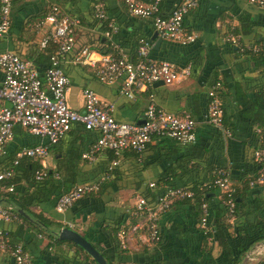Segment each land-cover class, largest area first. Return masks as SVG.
Returning a JSON list of instances; mask_svg holds the SVG:
<instances>
[{
    "label": "crops",
    "instance_id": "obj_1",
    "mask_svg": "<svg viewBox=\"0 0 264 264\" xmlns=\"http://www.w3.org/2000/svg\"><path fill=\"white\" fill-rule=\"evenodd\" d=\"M183 1L163 0L162 8L165 9V14L174 10ZM123 2L124 0L106 2L111 25L115 29V32L111 30L112 33L107 37L106 33L99 31L100 29L93 24L91 12L93 0H12L10 28L6 35L0 37V54L15 53L21 59L30 62L39 71L44 82L46 50L53 49L54 46L50 44L43 51L41 42L50 32V26L48 24L39 26L37 22L42 15L48 13L51 6L57 4L80 21L74 28L75 51L90 44H103L99 38L108 41L113 47L119 33L126 43V51H122L125 54H133L135 51L131 49L133 37L152 36L155 30L153 31L149 20L136 18L133 20ZM183 28L186 34L195 36L192 43L182 45L177 42H162L158 51H154L156 41H152L151 38V43L149 42L152 45L151 59L164 60L180 68L189 64L194 66L190 77L183 83L155 88L156 104L164 111L175 115L190 112L196 124L194 130L196 143L210 148L203 165L199 166V172L207 173L216 167L225 168L231 174V183L237 184L250 170L248 164L252 161L251 150L260 145L258 133L260 130L250 112L258 105L264 109V58L243 55L236 47L231 46L228 37L237 36L242 43L250 46L259 45L256 43L264 45V9L250 4L249 0H200L186 15ZM69 60H64L62 64L70 78V87L66 95V104L70 110L83 112V90L88 88L98 95L102 103L114 106L113 117L117 121L136 124L143 122L145 99L139 97L134 101L120 96L119 82L109 85L100 83L92 75V68L78 67ZM1 80L0 72V82ZM216 81L222 89L225 122L232 130L230 138L222 136V146L215 137L216 129L208 122V93L214 88L212 86ZM1 105L7 106L6 103ZM96 137H98L96 132L85 130L81 124H74L64 140L50 149L45 162L43 164L39 162L43 168L55 170L58 160L67 152L72 148L90 146ZM45 143V139L30 135L17 127L6 151L8 154L18 153L24 148ZM151 155L152 153H148V156ZM101 158L92 162L91 166L81 161L79 166L83 180L90 182L100 174L102 168L99 167L103 166L105 161ZM121 169L128 177L117 181L113 185V190L108 188L99 201L73 206L63 214L55 212L48 205L40 206L33 211L43 212L45 216L55 219L61 227L73 225L72 231L90 242L112 264H203L204 261L215 260L219 256V248L212 245L211 252L203 260L186 257L185 252L191 256L197 249L194 246L196 237L191 232L180 235L174 231L171 240L154 247L147 243L144 234L131 228L128 230V244L123 249L126 250L125 254H121L122 249H117L115 237L109 233V225L115 223L122 213L128 214L133 209L138 198L136 188L140 187L141 182L146 184L155 182L161 175V168L154 162L147 169L138 172L130 160H126ZM189 177H185L183 183L189 181ZM193 179L194 176H191L190 181ZM255 186L251 197L264 195L263 188ZM175 217H177L174 218L175 221L184 225L189 220V213L182 211ZM130 220L126 221V227L131 225ZM176 226H173V230ZM5 229L10 231L11 242L24 247L32 264H94L85 260L74 244L67 241L52 243L34 230H29L20 221L10 223L0 221V230L7 231ZM144 245H148L146 251L142 250ZM6 260L7 257L0 253V263Z\"/></svg>",
    "mask_w": 264,
    "mask_h": 264
},
{
    "label": "built area",
    "instance_id": "obj_2",
    "mask_svg": "<svg viewBox=\"0 0 264 264\" xmlns=\"http://www.w3.org/2000/svg\"><path fill=\"white\" fill-rule=\"evenodd\" d=\"M161 0H150L144 4L138 0H126L125 6L130 16L143 19H152L157 37L162 41L177 42L182 45L192 43L195 36L186 34L183 28L185 16L194 9L200 0H184L165 19L160 16L159 4ZM107 0H96L93 6L94 17L105 21ZM250 4L264 9V0H249ZM12 0H0V37L6 35L10 28ZM48 24L50 32L41 42L42 48L49 43H58L56 55L51 57V65L44 71V82L41 74L34 66L11 52L0 54V157H2L8 144L13 140L14 130L19 127L30 135L45 139V144H38L22 149L16 154L13 165L18 160L28 158L40 161L42 164L49 156L50 149L60 142L71 130L74 124H81L85 130L96 132L98 138L89 150L82 155L84 160L93 162L94 154L102 150H112L120 153L124 150L141 152L144 147L156 138L175 140L182 146H188L195 141V121L188 112L180 115L168 113L161 109L150 94L146 99L143 112V122L124 123L113 117L114 106L102 103L98 95L91 89L83 90V112L70 110L66 104V95L70 87V80L65 75L62 67V57L70 53L75 44L74 28L77 21L68 17L59 6L49 8L44 20L39 26ZM112 32L115 29L109 25ZM110 30V33H112ZM107 32L106 36L109 37ZM228 41L240 52H262L259 46L245 45L239 37L230 36ZM113 52L101 54L88 48H83L73 58L72 63L97 70L98 79L104 84L120 83L119 95L129 100L135 98L136 92H144L148 86L162 82L164 86H174L183 83L191 75V65L177 67L172 63L150 58L152 45L140 40L136 51L137 61L132 60L118 47L113 46ZM216 85L208 93V122L214 128L223 132L226 137L230 133L223 129L221 101L217 97ZM260 134V131H258ZM255 161L260 164L259 176L255 181L264 190V142L254 152ZM13 175L12 169L0 173V190L2 183ZM45 171L35 173L36 180H42ZM221 194H229L230 182L227 173L219 170L214 182ZM150 187H153L151 184ZM98 183L87 182L74 187L70 192L61 196L56 203L55 211L65 213L71 205L87 193L96 192ZM7 191L12 192L13 187ZM192 194L180 189H170L158 198L156 207L150 208L144 199L137 198L132 210L129 211L130 219L138 220L134 225L122 227L118 234V242L122 249L128 244V233L131 228L135 232L144 231L147 243L155 244L159 240V218L166 212L175 199L190 198ZM228 216L232 220L233 200L225 201ZM206 214V205L202 206ZM0 221L5 223L18 222L17 214L0 203ZM205 217L201 220L200 228L206 230ZM129 227V228H128ZM67 228L72 230L73 225ZM142 229V230H141ZM0 253L7 257L0 264H32L29 255L20 245H12L8 231L0 230ZM264 258V242L256 244L246 255L245 264H256Z\"/></svg>",
    "mask_w": 264,
    "mask_h": 264
},
{
    "label": "trees",
    "instance_id": "obj_3",
    "mask_svg": "<svg viewBox=\"0 0 264 264\" xmlns=\"http://www.w3.org/2000/svg\"><path fill=\"white\" fill-rule=\"evenodd\" d=\"M125 1L126 0L123 2L124 6ZM162 1L163 0H161L159 4L160 16L166 19L170 12L167 15L165 14L166 11L162 8ZM95 2L96 0H93L91 11L93 24L100 29L99 31L103 33H110L111 29L109 28V25L111 24V19L108 13V3H106L107 19L105 21H99L94 17L93 13V6ZM149 2L150 0H146V2L142 3L147 4ZM57 6L60 7L58 4ZM60 8L72 20L80 23L78 19L69 15L65 8ZM46 15L47 13L42 15L37 23L44 20ZM131 17L133 20L134 18L146 21L149 20L153 27L151 18L143 19L134 16ZM117 35L119 36V41L117 40L114 45L118 46L125 52L126 43H124V39L120 37L119 33ZM152 36L148 35L143 37L136 35L133 37L131 49L132 51H135L130 55L126 53L132 62H136L138 60L136 51L139 41L145 40L151 43ZM99 39L103 41V44H90L88 46L81 47L77 51H75L73 48L70 53L64 55L61 58V67L68 78L69 76L64 70L62 63L64 60L66 61V59H70L69 61L72 63L73 58H75V56L83 48H88L89 50L101 54H109L113 52V47H111V44H109L108 41H105L103 38ZM162 42L170 43L167 41ZM50 44H52L51 46H54V48L47 51L46 49ZM256 44H259L260 46H254L263 48L262 52L254 54L250 51H245L242 52V54L257 59L264 58L263 43ZM42 49L43 51L46 50L47 55L46 70L50 67L51 57L56 55L59 46L58 43H49L45 48ZM76 66L87 68L81 65ZM192 69H194L193 65ZM96 73L97 70L92 69V75L94 78L98 82L102 83L98 79ZM217 82L218 81H216L212 87H216V85L219 84V82ZM156 91L157 89L153 88V86H148L144 92L135 93L134 101L139 97L146 100L150 94L154 96ZM221 92L222 89L220 88L219 84V87L216 89V93L217 97L221 101L223 129L228 131L231 137L232 130L226 125L225 122L223 102L221 98L223 96L221 95ZM188 113L190 114V112ZM250 114L252 115L254 123L260 130V145L251 150L252 161L248 164L250 170L239 179L237 184L231 183V174L225 168L216 167L214 169H210L207 173L199 172V166L201 164L203 165L204 160H206V156L210 152V148H208L206 145L196 143V138L194 143L188 146H182L175 140L168 138H156L152 143L147 144L141 152H136L135 150H124L120 153H115L112 150L105 149L95 153V162L100 157H102L101 159L104 158L103 160H105L103 166L100 165L101 167H99L102 168L100 174L90 181L98 183V189L96 192L85 194L80 199L76 200L71 205V207L99 201L101 196L104 195L108 188L113 190V185H115L117 181L128 177L121 169L124 161L130 160L131 164L134 165L138 172L147 169L152 163L155 162L161 168V175L155 182L153 181L150 184L141 182V184H139L140 187H137V190H135L139 198L144 199L147 205L154 209L156 207L158 198L163 196L167 190L182 188L183 190L190 192L192 196L190 198L175 199L169 206L168 210L161 214L158 222L159 240L155 244H150V246L156 247L162 245L164 241L166 244L167 240H171V234L174 233V231L178 232L180 235L191 232L196 237V244H194V246L197 249L193 251L191 256H189L190 254L187 255V252H185L186 257H194L198 260H203V258L211 252V246L216 245L220 251L219 256L215 260L204 261L203 264H243L247 253L256 244L264 242V195H256L253 198L251 197L253 187H256L255 181L259 176V170L261 168L260 164H258L254 159V152L264 142V109L260 108L258 105L257 108L251 109ZM191 117L194 118L192 115ZM215 129V137L217 142L221 144L220 146H222V136L224 138L226 137L221 130L217 128ZM97 138L98 137H96V140ZM96 140L86 148H72L69 152H67V154L58 160L55 170H47L43 168L39 161H34L28 158H22L18 160V164L14 166L13 163L16 160L17 153L8 154L6 151V153L0 157V173L4 170L12 169L13 175L10 179L2 183V190H0V203L6 208H11L17 214L19 221L26 225L29 230H34L39 236L50 240L52 243H62L57 240L56 233L58 230L64 229L65 227H61L60 224L55 221V219L45 216L43 212L36 213L33 211V209L43 205H48V207L55 211L56 203L61 196L70 192L74 187L87 183V181L82 179L79 165L82 161L85 164L91 166L92 162L84 160L82 155L89 150ZM60 142H58L56 145L60 144ZM148 153H152V155L148 156ZM40 170L45 171V176L42 178V180H36L35 173ZM219 170H223L227 173V178L231 184L230 189H232L230 195L227 193L221 194L218 187L214 184L216 173ZM188 176H190L189 181L183 183L184 178ZM191 176H194L192 181H190ZM151 184L153 187H150ZM9 187H13L12 192L7 191ZM228 198L232 199L234 203V208L231 214L232 220L229 218L228 208L224 204ZM203 205H206V214L203 213ZM182 211L189 213V220L187 223H184V225H181L178 221L174 220V218H177L175 217L177 213ZM204 217L206 220V230L200 228L201 220ZM128 219L130 218L127 212H125L120 215L119 219L115 223L109 225V233L115 237L114 239L117 249H122L119 245L117 234L122 227H126L125 223ZM137 221L138 220L136 219H131L130 224L134 225V223ZM168 224H170L169 228ZM175 225H177L176 229L173 230V226ZM5 230L8 231L10 236V231L8 229ZM11 244L16 245L13 242H11ZM147 246H142V250L146 251L148 249ZM74 247L80 254L84 256L85 260L95 264L92 258L81 248L75 245ZM22 248L25 251L24 247ZM121 251V254H125L126 250L122 249ZM101 255L107 264H112L104 254ZM256 264H264V258L259 260Z\"/></svg>",
    "mask_w": 264,
    "mask_h": 264
},
{
    "label": "water",
    "instance_id": "obj_4",
    "mask_svg": "<svg viewBox=\"0 0 264 264\" xmlns=\"http://www.w3.org/2000/svg\"><path fill=\"white\" fill-rule=\"evenodd\" d=\"M152 41H156L153 50L158 51L162 41L157 39V34L154 33L152 36ZM164 86L162 82L153 84V88H159ZM21 213V212H20ZM57 240L60 242H70L75 246L81 248L85 253H87L96 264H107L103 256L82 236H80L75 231L69 230L67 228L61 229L56 233Z\"/></svg>",
    "mask_w": 264,
    "mask_h": 264
},
{
    "label": "rangeland",
    "instance_id": "obj_5",
    "mask_svg": "<svg viewBox=\"0 0 264 264\" xmlns=\"http://www.w3.org/2000/svg\"><path fill=\"white\" fill-rule=\"evenodd\" d=\"M142 230V229H141ZM141 233H143L144 231L142 230V231H140ZM145 233V232H144Z\"/></svg>",
    "mask_w": 264,
    "mask_h": 264
}]
</instances>
